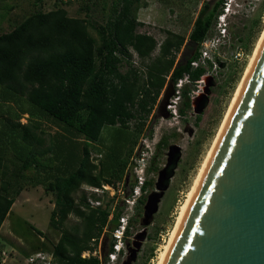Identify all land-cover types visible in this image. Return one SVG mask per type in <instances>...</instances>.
Here are the masks:
<instances>
[{"label":"trees","instance_id":"1","mask_svg":"<svg viewBox=\"0 0 264 264\" xmlns=\"http://www.w3.org/2000/svg\"><path fill=\"white\" fill-rule=\"evenodd\" d=\"M224 1L209 13V7H204L187 39L165 32L160 43L137 31L143 25L135 17L141 0H113L105 23L100 25L87 18L68 17L67 11L58 7L35 11L9 32L0 33V166H21L20 175L11 177L12 183L5 181L0 186V227L22 189L19 185L25 172L34 166V185L54 196L50 226L60 237L51 252L53 262L101 264L99 257L82 254L96 251L99 243L103 248L106 230L112 233L118 226L122 210L119 205L111 209L116 195L94 208L84 192L78 198L75 195L82 185L101 188L126 182L128 161L116 175L107 177L102 162H92L90 145L99 140L105 126L126 131L131 121H144L168 82L175 84L185 75L192 83L201 79L205 70H192L190 63L198 56V46L211 31ZM94 2L81 0L79 10L88 15ZM182 47L185 52L176 62ZM129 50L137 55L144 71L132 65ZM189 91L187 86L182 91L181 115L191 107ZM24 114L27 121L22 124ZM142 126H137L138 133ZM50 131L54 132L50 146L34 152V146L44 145L40 136ZM45 156L49 159L44 161ZM151 185L146 181L143 191ZM92 198L103 203L95 194ZM142 200L143 196L137 203ZM70 216L77 223L66 228ZM128 234L129 228L125 238ZM113 243L112 239L108 252Z\"/></svg>","mask_w":264,"mask_h":264},{"label":"rangeland","instance_id":"2","mask_svg":"<svg viewBox=\"0 0 264 264\" xmlns=\"http://www.w3.org/2000/svg\"><path fill=\"white\" fill-rule=\"evenodd\" d=\"M112 1L95 0V4L91 6L87 15L86 12L79 10L81 0H63L62 4L59 0H41V2L0 0V33L9 32L35 11L49 12L58 7L64 8L68 17L87 18L94 25L104 24ZM206 1L141 0L135 10V17L143 25L137 31L152 36L158 43L164 40L165 32L178 34L187 39L193 29L194 20ZM238 1L243 8L240 6L242 9L237 15L226 18V36L221 40V46L213 53V66L203 76L204 82L196 84L197 87L187 85L188 89L196 90L197 95L192 100L189 99L191 107L185 109L183 115L178 112L180 108H183L181 102L173 108L175 115L162 117L157 114L156 109L162 98V92L145 121H131L129 130L126 131L105 126L99 140L90 145L93 147L92 155L96 154V159L102 162L104 175L107 177L116 175L123 162L128 161L129 165L126 171L128 186L116 194L111 208L114 211L116 206H120L129 228V234L122 242V253L117 264H157L160 251L166 244L181 207L213 145L223 118L264 31V0ZM214 26L213 23L209 35L214 34ZM90 33L97 38L95 31L90 29ZM183 52H185L184 47L176 55V62ZM154 56L156 51L152 54V57ZM134 61L136 66H140L144 71L141 61L138 58H134ZM124 70L125 67H122L121 71ZM198 97L199 104L195 102ZM26 121L27 115L24 114L20 122L25 124ZM140 124L143 126L138 133L136 128ZM119 136L121 140L117 143L116 139ZM173 146L179 148L174 174L168 189L160 199L157 212L149 219V223L145 224L146 201L156 190L159 173L168 166L169 149ZM140 157L145 158V163L146 159L147 163L149 160V166L147 163L145 165L147 166L145 179L152 185L142 195L143 200L140 204L132 203V200L130 204H127L125 199L130 197L128 193L134 183L135 160ZM151 166L155 168L154 171L149 170ZM83 192L85 191L79 192L75 197ZM112 195L113 191L108 188L107 195L103 196V206ZM51 201L53 197L45 195L40 187L27 189L16 199L6 217L5 227L3 225L0 229V264H24L28 257L36 253L45 256L51 254L53 246L60 237V232L51 228L49 224ZM9 223L11 229L7 231L12 232L6 234L4 232ZM76 223V218L70 216L65 227L69 228ZM34 229L40 231L42 237ZM112 239V233L106 230L105 244L101 248L99 243L96 250L102 259L105 258L103 254L108 252ZM137 243H139V249L135 260H132L130 251L135 249Z\"/></svg>","mask_w":264,"mask_h":264},{"label":"water","instance_id":"3","mask_svg":"<svg viewBox=\"0 0 264 264\" xmlns=\"http://www.w3.org/2000/svg\"><path fill=\"white\" fill-rule=\"evenodd\" d=\"M173 94L169 84L161 108ZM178 153L177 146L169 151L168 166L144 207L145 224L169 187ZM138 249L139 243L130 259ZM164 264H264V42Z\"/></svg>","mask_w":264,"mask_h":264},{"label":"built area","instance_id":"4","mask_svg":"<svg viewBox=\"0 0 264 264\" xmlns=\"http://www.w3.org/2000/svg\"><path fill=\"white\" fill-rule=\"evenodd\" d=\"M232 0H225L223 2L222 8H221V13L216 17L215 21V32L213 35H208L205 37V39L199 44L197 53L198 56L196 59L192 60L190 63L191 69H204L205 74L208 70H210L213 66V53L215 50L218 49V47L221 46V40L226 36V19L224 18V14H226L229 10V5ZM129 53L132 55L131 63L135 68H139V66H136V62L134 61V58H137V55L132 51L129 50ZM211 65V67H210ZM209 67V68H208ZM204 74V75H205ZM203 75V76H204ZM203 76L201 77L203 79ZM203 81H197V82H191L188 75H185L182 79L178 80L175 84H173L174 88V94L170 98L167 109L171 112L172 115H175V111L173 108L178 105L179 102H182V91L183 89L189 84L193 85L195 87L196 84L199 85ZM199 89V88H197ZM197 95L196 90H190L188 92V98L192 100L194 96ZM147 163V159H146ZM145 163V158L140 157L137 160H135V166L133 170L134 174V183L132 188L129 191V198L125 199V202L127 204L131 203H136L137 200L145 193L143 191V186L146 182L145 179V174L147 170V166ZM110 188L113 191V197L114 195L120 193L122 190L126 189L125 182L123 181H118L115 183L114 186H102L101 188H94V187H85L84 193L89 192V194H86L87 197V202L90 205V207H98L102 205L101 200H94L91 195L95 194L97 197H100L103 199V196L105 195V192H107V189ZM123 193V192H122ZM128 226V221L126 220L125 216L122 214L119 218V224L118 226L112 231V237L114 240L112 250L107 252L105 254V258L102 259L97 251H94L92 253L90 252H84L82 254V257H89V256H94V257H99L101 260V264H117L118 259L122 253V242L125 239V232ZM24 264H55L53 262V257L52 253L49 255H43L41 253H36L34 255H31L25 260Z\"/></svg>","mask_w":264,"mask_h":264},{"label":"bare ground","instance_id":"5","mask_svg":"<svg viewBox=\"0 0 264 264\" xmlns=\"http://www.w3.org/2000/svg\"><path fill=\"white\" fill-rule=\"evenodd\" d=\"M263 42H264V31H263V33H262V35L260 37V40L258 41L255 49H254L253 55H252V57L250 59V62L248 64L247 68H246L244 76L242 77V80L240 81V84H239V86L237 88V91H236V93L234 95V98H233V100H232V102H231V104H230V106H229L224 118H223L222 124L220 125V128L218 130V134H217L216 138L214 139L213 145H212L211 149L209 150L206 158L204 159V161L202 163L201 169L199 170V173H198V175H197V177H196V179H195V181L193 183V186H192L191 190L189 191V193L187 195L185 203L181 207V210H180V213L178 214V218L176 220L175 226L173 227L172 232L169 235V238H168L166 244L163 246L162 250L160 251L157 264H164V262H165L167 254H168V252L170 250V247H171V245L173 243V240H174V238L176 236V233H177V231L179 229V226H180L181 221H182V219L184 217V214H185V212L187 210V207H188V205L190 203V200H191V198L193 196V193H194V191H195V189H196V187H197V185L199 183V180H200V178H201V176H202V174H203V172H204V170H205V168L207 166V163H208V161H209V159H210V157H211V155H212V153H213V151L215 149V146H216V144H217V142H218V140H219V138H220V136H221V134H222V132L224 130V127H225V125H226V123H227V121H228V119L230 117V114H231V112H232V110L234 108V105H235V103H236V101H237V99L239 97V94H240V92H241V90H242V88L244 86V83H245V81H246V79H247V77L249 75V72H250V70H251V68H252V66L254 64V61H255L258 53H259V50H260Z\"/></svg>","mask_w":264,"mask_h":264},{"label":"crops","instance_id":"6","mask_svg":"<svg viewBox=\"0 0 264 264\" xmlns=\"http://www.w3.org/2000/svg\"><path fill=\"white\" fill-rule=\"evenodd\" d=\"M156 53H157V51H156ZM168 79V78H167ZM54 132H52V131H50V132H46V134L44 133V135H41L40 137H42L43 139H45V142H44V145H43V147H40V146H34V152L35 151H37V152H39V151H41L42 149H44V148H46V147H49L50 146V135L51 134H53ZM54 135V134H53ZM91 149H93V147L91 146ZM98 151V150H97ZM94 156V157H93ZM96 154L94 155H92V153H91V156H90V158H91V160H92V162L93 163H97V162H99V160H97L96 159ZM44 158V161L45 160H47V159H49V156H45V157H43ZM63 168H65V167H63ZM20 169H21V166H14L13 164H7V166L6 165H1L0 166V186L3 184V182H5V181H10L11 183H12V176H16V177H18L19 175H20ZM25 174H26V178L23 180V182L19 185V186H21L22 187V189H21V191L19 192V194L17 195V197L15 198V200H14V203L16 202V199L20 196V195H22V192L23 191H25V190H27V189H29V188H31V189H36V188H38V187H40L41 189H42V191L45 193V195H49V196H52L53 197V201H51V203H50V205H51V209L49 210V213H50V215H51V212L53 211V209H54V196H53V194L52 193H47V192H45L44 191V189H43V187L42 186H35L34 185V180H35V176H36V171H35V167L34 166H31L26 172H25ZM15 177V178H16ZM3 178V179H2ZM19 186L17 187V189L19 188ZM85 187H90V186H87V185H82L81 187H80V190L76 193V195L79 193V192H82V191H84V189H85ZM80 196V195H79ZM78 196V197H79ZM78 197H76V198H78ZM91 197H92V195H91ZM102 202V201H101ZM13 203V204H14ZM13 204H12V206H13ZM11 206V207H12ZM11 209V208H10ZM10 211V210H9ZM8 214H9V212L7 213V215H6V217L8 216ZM49 215V216H50ZM5 220H6V218H5ZM5 220H4V222L2 223V225H1V227L4 225V227H5V224H6V222H5ZM49 224H50V220H49ZM1 227H0V229H1ZM3 227V228H4ZM51 227V226H50ZM52 228V227H51ZM8 229H11V224L9 223L8 224V226H7V229H6V231L4 232V233H6V234H11V232H9V231H7Z\"/></svg>","mask_w":264,"mask_h":264},{"label":"flooded vegetation","instance_id":"7","mask_svg":"<svg viewBox=\"0 0 264 264\" xmlns=\"http://www.w3.org/2000/svg\"><path fill=\"white\" fill-rule=\"evenodd\" d=\"M220 0H207L205 3H203L202 4V6H201V8H200V10H199V12H198V14H197V16H196V18H195V20H194V22L196 21V19L199 17V15H200V13L202 12V10L204 9V7L205 6H208L209 8L207 9V12L209 13V11H211V9L219 2ZM193 26H194V23H193ZM183 59V58H182ZM200 81H203L202 80V78L200 79ZM204 82V81H203ZM169 84H172L171 82H168L167 84H166V86L164 87V89H163V93H164V90L166 89V87L169 85ZM161 100H162V98H161ZM161 100H159V102H158V108L156 109V112H157V114L158 115H160V116H162V117H169V116H171L172 114H171V112L167 109V106H168V104H167V106L165 107V109H163V108H161L160 107V103H161ZM199 100H200V98L198 97V100H195V102L197 103V104H199ZM169 103V102H168ZM198 106H200V105H198ZM149 117V116H148ZM145 121V120H144ZM160 144H162L161 142H160ZM171 149V148H170ZM169 149V150H170ZM153 162V161H152ZM168 165V164H167ZM127 166H129V165H127ZM147 166H149V160H148V163H147ZM129 175V174H128ZM128 181L126 180V182H125V186L127 187L128 185ZM132 251V250H131ZM130 251V252H131Z\"/></svg>","mask_w":264,"mask_h":264},{"label":"clouds","instance_id":"8","mask_svg":"<svg viewBox=\"0 0 264 264\" xmlns=\"http://www.w3.org/2000/svg\"><path fill=\"white\" fill-rule=\"evenodd\" d=\"M240 6H242V4L239 3L238 0H232L230 2L228 12L226 14H224L225 15L224 18L226 19L228 17L237 15L241 11V9L243 8V6H242V8ZM213 32H215V26H214Z\"/></svg>","mask_w":264,"mask_h":264}]
</instances>
